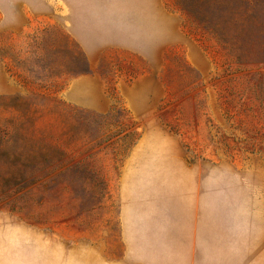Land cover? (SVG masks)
<instances>
[{
	"label": "rangeland",
	"instance_id": "rangeland-1",
	"mask_svg": "<svg viewBox=\"0 0 264 264\" xmlns=\"http://www.w3.org/2000/svg\"><path fill=\"white\" fill-rule=\"evenodd\" d=\"M0 1V264H210L205 210L264 264V0H151L147 52L81 44L113 0Z\"/></svg>",
	"mask_w": 264,
	"mask_h": 264
},
{
	"label": "crops",
	"instance_id": "crops-1",
	"mask_svg": "<svg viewBox=\"0 0 264 264\" xmlns=\"http://www.w3.org/2000/svg\"><path fill=\"white\" fill-rule=\"evenodd\" d=\"M1 2L2 1H0V3ZM24 2L28 4L32 14L40 15V22L44 21V18L49 13L47 5H37L33 0H30L29 2L28 0H24ZM30 2H34L35 5H30ZM112 3H117V5H111L108 16H105L103 19L105 23H109L107 30H105L103 34L105 36L104 41L92 42V31H90V33L88 34V41L81 42V44H86L87 46L92 47L94 45H100L103 43H111L131 47L141 52H147L154 40V20L152 18L151 0H113ZM6 6L1 7L5 8ZM31 19L32 21H34L37 18L36 16H34ZM56 21L58 22V18ZM156 26V36L157 40H159L158 21L156 23ZM74 33H76L75 29L73 30V34ZM46 34V30L41 28L40 43H43ZM92 50L93 48H89L88 53H90ZM81 84V79H73L65 91V98L72 102L76 101V97L79 94V88L81 87ZM99 86L101 88V96L99 100H106V103L113 101V98L110 99L103 91V84L99 82ZM117 87L118 85L116 86V90ZM164 203V205L168 209V214L167 217H164L165 219H163L172 226L171 232L169 234H171L172 237H176L177 223H180L182 221V213L184 211V207L181 203L175 202L171 196H168L166 199H164ZM204 218V236L210 245L208 251L210 264H240V258L238 256L236 257L229 254L224 246V243L222 242V239L218 236V233L216 231H209L208 211L206 210L204 212ZM155 219L158 221L161 220L162 217L159 214L155 216ZM146 225H148V221L143 220L141 222V226L145 227ZM169 234L167 231L160 232L158 234V237L166 238L169 236ZM141 243L145 246V244L147 243L145 237L142 238ZM134 256H143L147 258V253L144 252L143 254H141L138 251H135Z\"/></svg>",
	"mask_w": 264,
	"mask_h": 264
}]
</instances>
